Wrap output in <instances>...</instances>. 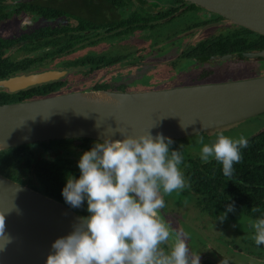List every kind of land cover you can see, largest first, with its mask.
Returning a JSON list of instances; mask_svg holds the SVG:
<instances>
[{"label":"water","instance_id":"obj_1","mask_svg":"<svg viewBox=\"0 0 264 264\" xmlns=\"http://www.w3.org/2000/svg\"><path fill=\"white\" fill-rule=\"evenodd\" d=\"M264 36V0H182ZM264 58V50L249 54ZM55 68L0 80L8 91L63 78ZM264 112V75L166 89H78L0 104V150L59 139L120 140L150 129L179 139ZM183 126V127H182ZM5 234L0 264H45L52 243L67 236L79 217L58 201L0 174Z\"/></svg>","mask_w":264,"mask_h":264},{"label":"flooded vegetation","instance_id":"obj_2","mask_svg":"<svg viewBox=\"0 0 264 264\" xmlns=\"http://www.w3.org/2000/svg\"><path fill=\"white\" fill-rule=\"evenodd\" d=\"M176 24L178 26L173 27ZM64 27L73 29L81 36L83 45L77 48L75 53L80 51L84 53H78L77 56L86 52L93 54L129 52L125 59L131 57L137 60L127 64L124 59L118 62L119 66L103 71L99 75L96 74L97 72L81 74V78L85 77L83 82L110 81L102 76L111 71L121 72L119 78L122 79L129 68L152 67L157 69L153 70V74L145 75L142 90L166 89L227 81L226 77L240 68L254 69L264 64V58L249 55L264 50V39L259 38L257 33L182 0H0V38L12 41L13 44L6 47L7 54L12 58L15 57L14 51L17 47L15 39L20 35L39 28L52 31ZM225 38L232 40V43L235 39H245L255 44V48L226 52L221 44ZM124 48H126L125 53L122 52ZM62 58L51 56L38 63L37 68L17 74L61 68L66 69L64 75L66 77L79 70L78 68L81 69V67L68 69L63 67L62 62H59ZM54 62L58 64L55 65ZM81 70L79 72L86 68ZM60 140L62 141L49 140L54 141V144H47V148H42V151L46 152L44 156L56 162L66 177L70 174L79 178L81 173L78 161L82 153L90 150L100 141ZM170 148L176 149L174 142ZM192 157L198 156L184 157L180 165L182 172H185L184 169L188 167ZM199 160L202 161L201 158ZM62 189L58 190V198L52 199L66 206L79 218L89 215L86 200L79 208H73L65 202ZM179 192L183 193L185 201L177 206L175 201L178 192L164 197L165 207L161 209V214L169 224L174 226L192 222L193 225L198 226L211 220L218 221L217 226L220 227L221 221L217 217H212L207 210H201L194 205L197 197L192 192L187 188ZM229 216L234 218L233 214ZM183 220L186 222H182ZM215 242L218 243L216 240ZM166 246L167 250L168 246ZM225 246L229 247L228 244ZM206 247L207 245L200 244L198 253L200 261L209 259L220 264L221 260L226 258V253L221 252L219 248L215 249L212 245H209V254H204ZM262 249L264 252V245Z\"/></svg>","mask_w":264,"mask_h":264},{"label":"clouds","instance_id":"obj_3","mask_svg":"<svg viewBox=\"0 0 264 264\" xmlns=\"http://www.w3.org/2000/svg\"><path fill=\"white\" fill-rule=\"evenodd\" d=\"M114 132L123 138L96 142L78 161L79 178L66 177L65 202L79 208L86 200L89 215L52 243L54 252L45 264H200L198 252L189 248L188 234L173 229L161 214L164 197L189 186L180 168L183 154L170 148L171 138L161 133L153 137L150 129L135 135L119 127ZM197 143L202 145L201 160L207 163L214 158L226 177L233 175L234 163L242 159L241 149L249 145L244 136L233 139L223 132L211 143L203 136ZM234 210L229 204L217 219L223 222ZM250 226L256 245H264V215ZM8 243L11 237L5 234L0 212V250ZM164 245H169L167 250ZM220 264H229L228 259Z\"/></svg>","mask_w":264,"mask_h":264},{"label":"trees","instance_id":"obj_4","mask_svg":"<svg viewBox=\"0 0 264 264\" xmlns=\"http://www.w3.org/2000/svg\"><path fill=\"white\" fill-rule=\"evenodd\" d=\"M256 35L264 39V36ZM80 37L68 27L52 31L39 28L15 39L17 47L14 51V58L9 56L6 51V47L13 44L12 41L0 38V80L19 72L35 69L38 63L51 56H66L67 59L62 60V58L60 62L67 69L81 67L84 70L86 68L85 72L78 68L82 71L80 75L90 72H97L96 74L99 75L103 71L119 66L118 62L124 61L125 56L129 54V52L125 54L86 52L81 56L71 57L75 50L83 45ZM18 43L19 45H17ZM221 44L226 52L255 48V44L245 39H235V42L232 43V40L225 38ZM134 62H137L134 58L125 59L127 64ZM79 70H76V73H79ZM116 81H89L71 86L67 76H64V78L52 79L14 91L0 88V104L42 98L78 89L132 90L128 89L131 82L124 85ZM247 139L249 145L247 148L241 149L242 159L239 163H234V172L231 177L223 175L222 164L214 158H210L209 162L205 163L198 157H192L188 167L184 169L185 180L189 185L187 189L197 197L194 205L201 210H207L212 217H218L221 213H225L229 204H234L235 210L227 212V215L237 213L251 221L264 215V126L248 136ZM67 140L71 141V139L63 141ZM59 141L62 140L59 139ZM34 146L47 148L45 141L0 150V174L48 197L57 199L58 190L66 184V175L56 162L46 159L44 156L46 152L34 149ZM253 207L259 208L260 211L253 213L251 211ZM200 264L216 263L209 259H202Z\"/></svg>","mask_w":264,"mask_h":264},{"label":"rangeland","instance_id":"obj_5","mask_svg":"<svg viewBox=\"0 0 264 264\" xmlns=\"http://www.w3.org/2000/svg\"><path fill=\"white\" fill-rule=\"evenodd\" d=\"M177 26L178 24H176V26L173 27H177ZM125 49L126 48H124L122 52L125 53ZM78 53L81 54L84 53V51L73 53L71 57L77 56ZM65 59H67L66 56H64L62 60ZM54 64L57 65L58 63L54 62ZM154 69L152 67H142V68L133 67L127 69V72L126 74H124V77L122 79L119 78V76H121L122 73H117L113 71L103 74L102 77L110 80V82L117 80L116 81L117 83H122L124 85L131 82V85H128L129 86L128 89L138 91V90H142L143 81L145 80L144 78H146L145 75L148 76L153 74L155 71ZM229 75L230 76L226 77L225 80L228 81V80L249 78L258 75H264V64L260 66H256L254 69L240 68ZM67 78L68 81H70L69 85L76 86L78 84L83 83V79L85 77L81 78L80 72L79 73L74 72L68 75ZM263 126H264V114H259L222 127L206 130L198 134L175 139L173 140V142L176 146L175 150H180L181 153L183 154V157L198 156L200 158L202 145L197 143V140L199 139L200 136L204 137L206 143H211L215 141L216 134L218 132H223L224 135L233 139H238L240 136H244L245 138H247L248 136L259 131ZM47 144H54V141H48L46 142V145ZM34 149L42 150V148L39 146H34ZM182 194H183L182 192L177 193V201H175L176 206L181 203H184L185 197ZM233 215L234 218H229L230 216L228 215L229 219L226 218L225 220H223V222L219 221L220 222L219 228L217 226L218 225L217 220H216L217 222L208 220L207 223H201L198 226L193 225L192 222L189 223L183 220L182 222H186L185 224L174 225L172 227L176 231L188 234L187 243L189 245L190 250L193 252L199 253L200 244H204L207 245L204 254H209V250H208L209 245H212L215 249L219 248V250H222L221 252L226 253L225 254L226 258L228 259V262L230 264H264V252L262 249L263 245H259V246L256 245L253 239L255 232L254 229L250 226V222L252 221L239 216V214L237 213H233ZM193 218H198V217H193ZM215 240L218 243H216ZM225 244H228L229 247L226 248L227 246H225ZM167 246L169 247V245Z\"/></svg>","mask_w":264,"mask_h":264}]
</instances>
